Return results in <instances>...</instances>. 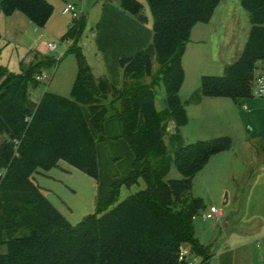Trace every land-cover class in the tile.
I'll return each mask as SVG.
<instances>
[{
    "label": "trees",
    "instance_id": "trees-1",
    "mask_svg": "<svg viewBox=\"0 0 264 264\" xmlns=\"http://www.w3.org/2000/svg\"><path fill=\"white\" fill-rule=\"evenodd\" d=\"M117 1L122 10L145 20L139 2ZM145 1L152 40L119 60L118 86L106 77L94 78L77 45L84 15L73 19L62 37L73 42L68 51L77 60L71 98L45 92L37 103L30 100V91L40 86L38 75L57 64L52 56L31 50L27 56L32 60L22 61L18 73L0 65V248H6L0 264H182L178 255L185 246L206 264L208 251L193 225L205 204L192 196V181L212 156L232 144L228 137L186 144L179 129L187 123L185 104L206 97L236 104L252 98L256 65L264 60V0H240L251 27L238 60L222 76L202 77L185 103L179 90L191 30L209 23L220 0ZM0 12H19L42 28L53 7L46 0H1ZM160 83L165 108L157 111L155 87ZM114 118L133 154L131 168L111 184L93 214L72 226L47 200L34 175L63 162L97 180L96 145L106 140L104 124ZM170 122L177 129L171 135ZM172 167L181 178L166 181ZM140 181L142 190L119 201L122 187Z\"/></svg>",
    "mask_w": 264,
    "mask_h": 264
},
{
    "label": "crops",
    "instance_id": "crops-1",
    "mask_svg": "<svg viewBox=\"0 0 264 264\" xmlns=\"http://www.w3.org/2000/svg\"><path fill=\"white\" fill-rule=\"evenodd\" d=\"M46 1L51 4L48 0ZM97 8L101 12L103 25L107 26L109 21L113 20V26L109 31L102 28L101 32L98 30L92 34L97 53L100 52L103 59L111 50L114 55L113 59L119 62L121 58L130 57L151 43V13L150 15L143 14L145 20L141 22L135 16L122 10L118 3H102ZM18 13H13L10 18L17 16L15 19H18ZM248 21V14L242 8L240 0H220L209 23L198 24L192 28L189 42L182 57L184 81L179 90L181 101H183L182 99L187 101L200 87L202 77L208 75L212 77L222 76L224 68L238 60L249 35ZM17 22L25 25L22 19L17 20ZM109 36L112 37V41ZM100 39H103L102 47ZM36 51L42 54L48 53L44 47ZM205 53L208 59L203 58ZM30 57L27 59L28 61L32 58ZM187 64H189L188 70L186 68ZM202 69L204 72H202ZM261 74H264V60L257 63L254 76ZM189 77L192 78L191 83H188ZM120 81L121 70L118 79L112 82L115 86H118ZM185 111L188 121L192 120L195 124L187 127L188 123H186L183 128H180V134L186 144L204 141L212 137L218 138V136L223 135L217 131L219 128L234 131L244 124L251 126L252 143H247V146L249 144L251 157L244 160L242 175L235 180L234 187L229 190L227 186L222 188V191L228 190L224 194L226 199L222 198V194L218 199L215 197L212 199L213 205L211 207H215L217 202L222 199L221 204L224 209H218L220 216L208 220L202 215L200 219L197 217L194 219L193 225L196 239L203 247L207 248L208 260L206 264H264V99L252 97L236 104L228 98L206 97L198 104H185ZM111 122L106 121L104 124L106 140L102 142V145L96 146L98 166V151L101 146L108 144L107 146H111V150L114 145L125 146L122 139H120L122 132L113 129V125H110ZM170 125L173 128L171 133L168 131ZM176 130L175 124L170 122L167 127L168 134H174ZM258 138L259 141L255 142V139ZM230 152L231 149L212 156L206 166L212 164L211 162L221 164L230 161V155H226ZM113 155L114 158L116 156L115 159H121L116 152ZM128 156L130 157L129 164L124 165L125 168L119 177L126 175L131 168L133 154L131 153ZM60 163L55 167L60 169L57 174L60 178L66 177L71 180V177L83 179L81 176H86L78 170L74 171L79 172L78 175H74L72 171L75 170L74 168L61 167ZM55 168L49 170L50 172H37L34 175V180L42 188L47 200L62 215L61 204L56 202L55 205L46 195L45 190L47 189L45 186H41L45 185L43 182L49 180L52 175L51 172ZM43 173H47V175L44 176ZM104 180V186L107 188L102 195L107 194L116 178L109 176L105 177ZM97 185H100V182H97ZM100 201L99 196H97L95 211ZM183 248L189 251L187 259L194 257L197 259V264H201L202 258L191 253L189 247L185 246Z\"/></svg>",
    "mask_w": 264,
    "mask_h": 264
},
{
    "label": "rangeland",
    "instance_id": "rangeland-1",
    "mask_svg": "<svg viewBox=\"0 0 264 264\" xmlns=\"http://www.w3.org/2000/svg\"><path fill=\"white\" fill-rule=\"evenodd\" d=\"M48 1L53 6V12L46 25L42 28L30 22L23 14L18 13V19H15L17 16H15L14 18H10V16H5L0 12V65L7 68L9 72L18 73L20 72V63L22 61L24 62V64L28 62L27 59L30 56L27 58L26 56L30 50L36 51L41 48L43 49V47L45 48V46L48 44H54L56 45V50L49 51L46 54L57 59V64L55 67H50L44 71L48 75L50 81L48 83H40V86L34 92V96L37 101L39 97L45 92L63 98H71L72 86L74 84L77 73V60L75 55L68 51L73 42L71 40H62V37L67 32L68 26L73 21V18L69 15H62V10L66 4H74L79 9H81L82 14L86 17V26L77 42V45L81 48L86 62L92 72V75L97 79L106 77L111 82L117 80L118 76L120 75L119 62L113 59L114 55L111 50L106 54L107 56L104 59L103 55L100 52L97 53V48L92 39V34L97 32L98 30H100L99 32H101L102 28H105L109 31L111 29V26H113V20H110L107 26L103 25V21L101 22V12H99V9L97 8L98 5L109 2L113 4L118 3V1ZM136 1L143 6L144 9L142 13L145 15H150V11L146 1ZM19 19H22L25 25L18 23L17 20ZM249 27H251L250 23ZM102 38L104 39V37ZM103 39H100L101 47L103 45ZM109 39L112 41L111 36H109ZM203 58L208 59L206 53L203 55ZM31 60L32 58L30 59V61ZM186 68L188 70L189 64L186 65ZM202 72H204L203 69ZM191 81L192 78L189 77L188 83H191ZM164 95L165 94L163 86L160 83L155 87L154 101L157 111H162L165 108ZM182 100L184 101V99ZM184 102H186V100ZM82 112L84 117L88 119V111L86 107L82 108ZM107 121H112L110 125H113V129L122 132L120 122L117 118ZM187 123V127L195 125L192 120L188 121L187 119ZM251 129L252 128L250 125L244 124L236 128L234 131L227 128H219L217 130L220 134H223L222 136L218 137H228L231 141V152L230 154H226L230 155V161H225L221 164L211 162L212 164L206 166L193 178L191 194L193 197L201 198L205 204V208L207 207V209L204 208V210L200 212V214L197 216L198 219L201 218L200 216L205 215L213 205V197L218 199L222 194L221 196L223 198L224 194L227 193V191L231 187H234L235 180L239 179L242 175V171L244 169L243 162L247 158L251 157V152L249 149V144L252 143L253 138L252 132L250 131ZM92 133L93 137L97 138L98 134L94 131ZM105 136L106 135L104 134V137ZM214 138L216 137H212L207 140H211ZM1 141L2 139L0 138V142ZM122 141L125 146L121 147L118 145H114L112 148L113 151L111 150V146H107L108 144H105L99 148V166L97 180H94L87 176H81L85 180L76 179V177H71V180H69L65 176V178H60V176L57 175L60 169L55 168L51 172L52 175L50 176L49 180L43 182L45 185H41L45 186V188L47 189L45 190L46 195L50 198V200L53 201L55 205L56 202L61 204L62 207H60V210H62V215L72 226L77 225L86 216L95 212V201L97 196H99V200H102L107 195L106 193L102 195L103 191L105 192L107 188L106 186H104L105 177L110 176L111 178H116V180H118V178H120L119 176L121 172L125 168L124 165L129 164L128 162L130 157L128 155H130L132 152L126 141L124 139H122ZM258 141L259 138L255 139V142ZM247 143H249L248 146ZM98 145H102V142L97 143L96 146ZM125 147H127V149H125ZM109 150L111 152L110 154ZM114 152L119 154V156H117L121 159H115L116 156L115 158L113 157ZM60 164L61 167L66 166L68 167V169L70 167L63 162H61ZM70 168L72 169V167ZM72 171L74 175H78L77 173H79L74 172L76 170ZM43 174L44 176L47 175V173ZM180 178L181 176L179 175V173L174 167H172L165 180H178ZM97 182H100V185H97ZM224 186H227L228 190L222 191V188H224ZM143 188L144 183L142 181H140L138 185L132 186L131 188L122 187L120 190L119 201L124 200L130 194H134L139 190H142ZM221 203L222 199L217 202V204L215 203V207L217 209H224ZM5 252V246L1 247L0 254H4Z\"/></svg>",
    "mask_w": 264,
    "mask_h": 264
},
{
    "label": "built area",
    "instance_id": "built-area-1",
    "mask_svg": "<svg viewBox=\"0 0 264 264\" xmlns=\"http://www.w3.org/2000/svg\"><path fill=\"white\" fill-rule=\"evenodd\" d=\"M62 15H69L73 19H78L82 15V12L81 9H79L74 4H66L62 10ZM45 50L47 52L56 50V45L48 44L45 46ZM37 80L40 83H48L50 81L48 75L45 72H42L40 75H38ZM33 92L34 91H30V100L34 103H37V100L35 99V97H33L34 96ZM251 96L255 98L264 99V74H261L254 78L252 84ZM219 216H220V211L215 207H210V209L204 215V218L209 220ZM188 256H189V251H187L184 248H181L178 255V262L182 264H197L196 258L191 257L190 259H187Z\"/></svg>",
    "mask_w": 264,
    "mask_h": 264
},
{
    "label": "clouds",
    "instance_id": "clouds-1",
    "mask_svg": "<svg viewBox=\"0 0 264 264\" xmlns=\"http://www.w3.org/2000/svg\"><path fill=\"white\" fill-rule=\"evenodd\" d=\"M168 131H169L170 133L173 131V128H172L171 125L169 126Z\"/></svg>",
    "mask_w": 264,
    "mask_h": 264
},
{
    "label": "water",
    "instance_id": "water-1",
    "mask_svg": "<svg viewBox=\"0 0 264 264\" xmlns=\"http://www.w3.org/2000/svg\"><path fill=\"white\" fill-rule=\"evenodd\" d=\"M226 199V197H224ZM224 205V204H223Z\"/></svg>",
    "mask_w": 264,
    "mask_h": 264
}]
</instances>
